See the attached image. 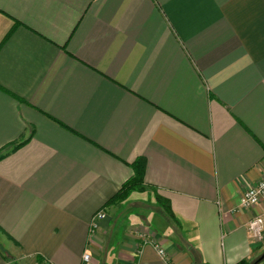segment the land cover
<instances>
[{"label": "crops", "instance_id": "1", "mask_svg": "<svg viewBox=\"0 0 264 264\" xmlns=\"http://www.w3.org/2000/svg\"><path fill=\"white\" fill-rule=\"evenodd\" d=\"M23 141L0 264H264V0H0V156Z\"/></svg>", "mask_w": 264, "mask_h": 264}, {"label": "built area", "instance_id": "2", "mask_svg": "<svg viewBox=\"0 0 264 264\" xmlns=\"http://www.w3.org/2000/svg\"><path fill=\"white\" fill-rule=\"evenodd\" d=\"M261 203H264V177L257 185L246 190V192L242 196V199L240 202V208L250 209ZM105 218H106V213L104 211L97 213V215L95 216L93 220V227L97 228L98 221L105 219ZM248 230L253 240L258 241V242H263L264 240V213L255 217L249 222ZM154 246L156 247L158 253L162 257H166L165 250L158 243H155ZM84 261L85 263L90 262L89 254H86L84 256Z\"/></svg>", "mask_w": 264, "mask_h": 264}, {"label": "trees", "instance_id": "3", "mask_svg": "<svg viewBox=\"0 0 264 264\" xmlns=\"http://www.w3.org/2000/svg\"><path fill=\"white\" fill-rule=\"evenodd\" d=\"M26 143L27 141H23L20 143L9 145L8 147L5 148V151L1 154L0 160L5 158L11 152L16 151ZM133 166L135 171L134 176L131 179H129L125 184H123L119 192L110 201H108L105 206H109L112 203H120L122 201H125L134 191H143L147 189V186L144 184L146 161L144 159H138L133 164ZM157 201L164 208L166 212H168L170 215H173L172 208L168 200L164 199L163 197L157 194ZM202 264H206V263H202ZM238 264H250V263L247 261H242Z\"/></svg>", "mask_w": 264, "mask_h": 264}, {"label": "rangeland", "instance_id": "4", "mask_svg": "<svg viewBox=\"0 0 264 264\" xmlns=\"http://www.w3.org/2000/svg\"><path fill=\"white\" fill-rule=\"evenodd\" d=\"M264 255V254H263Z\"/></svg>", "mask_w": 264, "mask_h": 264}]
</instances>
